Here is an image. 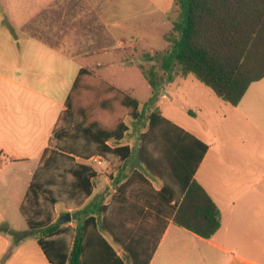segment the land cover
<instances>
[{"label":"trees","instance_id":"obj_1","mask_svg":"<svg viewBox=\"0 0 264 264\" xmlns=\"http://www.w3.org/2000/svg\"><path fill=\"white\" fill-rule=\"evenodd\" d=\"M174 7L168 48L158 68L142 71L151 89L143 104L87 69L74 78L18 206L48 264H148L168 222L203 239L220 227L218 208L194 180L206 144L165 118L155 102L164 82L192 75L236 106L264 77V0H175ZM126 118L145 122L135 149L122 144ZM93 156L117 172L132 158L138 168L97 207L98 222L92 213L80 226L57 224L55 205L73 210L90 194L96 172L86 161ZM130 199L153 203L151 224L119 225L117 207ZM126 208V218L140 217L136 205Z\"/></svg>","mask_w":264,"mask_h":264},{"label":"crops","instance_id":"obj_2","mask_svg":"<svg viewBox=\"0 0 264 264\" xmlns=\"http://www.w3.org/2000/svg\"><path fill=\"white\" fill-rule=\"evenodd\" d=\"M174 1L0 0L1 22L7 17L28 20L17 25L24 31L23 39L14 38L22 46L23 79L20 58L13 56L8 65V98L12 100L6 109H0V156L12 165L34 162L24 173L10 170L5 159L0 161V223L7 226L4 233L0 232V264H48L18 206L77 72L87 69L129 94L121 83L128 65H133L120 54L128 45L150 44L154 35L170 24L162 33L164 40L174 20L170 15ZM32 25L37 30L33 34L28 31ZM12 31L16 34L15 29ZM21 100L23 106L19 107ZM231 107L223 116L234 132L231 144L226 151L217 145L214 153L211 140L195 135L161 111L165 118L206 144L194 180L218 208L220 227L210 238L203 239L168 222L148 264H264V77L251 83L239 103ZM124 123L128 131L122 144L135 149L145 122L126 118ZM238 162L240 169L236 168ZM86 163L96 172L92 190L76 209L55 205L57 224L66 212L70 220L60 223L62 226H80L92 213L98 222L97 207L108 204L125 175L138 168L133 158L122 172L114 171L104 160L100 165L90 160ZM155 189H159L158 185ZM129 204L137 206L139 219L125 217ZM153 206L132 199L119 205V225L151 224Z\"/></svg>","mask_w":264,"mask_h":264},{"label":"rangeland","instance_id":"obj_3","mask_svg":"<svg viewBox=\"0 0 264 264\" xmlns=\"http://www.w3.org/2000/svg\"><path fill=\"white\" fill-rule=\"evenodd\" d=\"M170 15L173 17V19L177 18L175 7ZM26 21L28 20L9 17L4 19L2 22L0 20L1 110L6 109L8 107V103L12 100L8 98V92L11 87L8 82V79H10V73H8V65L9 63L11 64L13 56L16 59H21L22 69L20 70V72L22 74H20V78L23 79L24 77L21 42L17 45L14 41V38H17L19 41L23 39L24 31L18 29L17 25H21V23H25ZM51 21L53 20H49V22ZM34 26L35 25H32V29L28 30L32 34L35 31L37 32V30H35L36 27ZM168 27H170V24L163 28V32H160L157 35L155 34V39L150 44H143V46L140 44H134L132 46L128 45L126 46L125 52H123V54H120L121 58L126 57V59L129 60V62H132L133 65L130 66L129 64L127 67V74H125V77L122 78L124 80V82L121 83L122 88L125 89L130 94V96L137 98L140 102H142V104L149 98L151 94L150 86L146 81L144 75L142 74V71L147 70L150 66H155L156 68H158L161 56L168 48V44L162 38V33H164L168 29ZM12 29H15L16 34H13ZM116 56L118 57V55ZM16 100L18 99L16 98ZM155 104L160 108V111H162L164 116L175 120L177 123H180L195 135L211 140L212 153H214L213 149H215L217 145L219 147H222L224 151L229 148L234 132L229 122L223 119V116L227 115L229 110H231V105L216 97L209 88L197 81L192 75H188L185 78L175 76L171 82H164L161 85L160 92L157 96ZM18 106H23L22 100ZM188 111H190L192 114H189ZM4 159L7 161V164L11 166L10 170L13 169V171L17 172L23 171L24 173H26L27 169H30L34 165V162L15 163L12 165V163L8 159L1 155L0 161ZM236 166L237 169H240L241 164L238 162ZM225 168L230 169V166H226ZM152 183L154 188L156 185H158L159 187L158 182L154 181ZM152 208L154 210L155 206H153ZM1 213L3 212L0 210V215ZM145 217H148V214H146ZM154 219L155 210L153 221ZM6 227V223H0V232L4 233V229ZM248 245L250 246V243H248ZM237 250L241 251L242 249L237 248Z\"/></svg>","mask_w":264,"mask_h":264},{"label":"water","instance_id":"obj_4","mask_svg":"<svg viewBox=\"0 0 264 264\" xmlns=\"http://www.w3.org/2000/svg\"><path fill=\"white\" fill-rule=\"evenodd\" d=\"M70 220V214L69 212H66L62 217H60L58 219V223H65V222H68Z\"/></svg>","mask_w":264,"mask_h":264},{"label":"built area","instance_id":"obj_5","mask_svg":"<svg viewBox=\"0 0 264 264\" xmlns=\"http://www.w3.org/2000/svg\"><path fill=\"white\" fill-rule=\"evenodd\" d=\"M90 161L96 165H100L103 162V159L99 156H93L90 158Z\"/></svg>","mask_w":264,"mask_h":264}]
</instances>
